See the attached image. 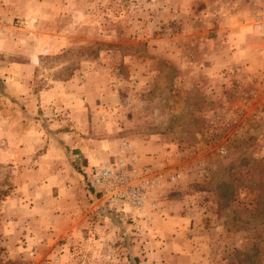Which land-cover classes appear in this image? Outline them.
I'll return each mask as SVG.
<instances>
[{
	"label": "rangeland",
	"instance_id": "1",
	"mask_svg": "<svg viewBox=\"0 0 264 264\" xmlns=\"http://www.w3.org/2000/svg\"><path fill=\"white\" fill-rule=\"evenodd\" d=\"M0 264H264V0H0ZM151 221L87 184L120 140Z\"/></svg>",
	"mask_w": 264,
	"mask_h": 264
},
{
	"label": "built area",
	"instance_id": "2",
	"mask_svg": "<svg viewBox=\"0 0 264 264\" xmlns=\"http://www.w3.org/2000/svg\"><path fill=\"white\" fill-rule=\"evenodd\" d=\"M149 169L139 163L134 145L122 139L115 151L90 167L87 184L110 208L120 212L128 208L133 216L149 222L151 212L144 213L145 207L158 208L157 201H149V191L157 183L148 175Z\"/></svg>",
	"mask_w": 264,
	"mask_h": 264
},
{
	"label": "crops",
	"instance_id": "3",
	"mask_svg": "<svg viewBox=\"0 0 264 264\" xmlns=\"http://www.w3.org/2000/svg\"><path fill=\"white\" fill-rule=\"evenodd\" d=\"M3 46V43L0 44V47Z\"/></svg>",
	"mask_w": 264,
	"mask_h": 264
}]
</instances>
